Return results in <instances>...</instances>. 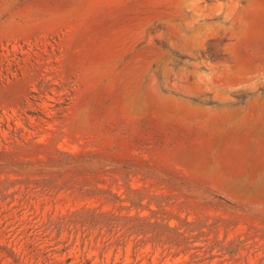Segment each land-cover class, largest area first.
<instances>
[{
  "label": "rangeland",
  "instance_id": "obj_1",
  "mask_svg": "<svg viewBox=\"0 0 264 264\" xmlns=\"http://www.w3.org/2000/svg\"><path fill=\"white\" fill-rule=\"evenodd\" d=\"M0 264H264V0H0Z\"/></svg>",
  "mask_w": 264,
  "mask_h": 264
}]
</instances>
